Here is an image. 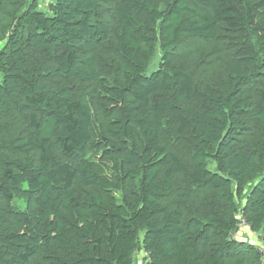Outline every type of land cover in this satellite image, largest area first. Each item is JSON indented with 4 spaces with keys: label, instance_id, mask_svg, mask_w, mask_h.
Segmentation results:
<instances>
[{
    "label": "trees",
    "instance_id": "1",
    "mask_svg": "<svg viewBox=\"0 0 264 264\" xmlns=\"http://www.w3.org/2000/svg\"><path fill=\"white\" fill-rule=\"evenodd\" d=\"M40 1L0 0V264H261L264 0Z\"/></svg>",
    "mask_w": 264,
    "mask_h": 264
},
{
    "label": "built area",
    "instance_id": "2",
    "mask_svg": "<svg viewBox=\"0 0 264 264\" xmlns=\"http://www.w3.org/2000/svg\"><path fill=\"white\" fill-rule=\"evenodd\" d=\"M239 230L235 233L232 234V238L233 239H236V240H241L242 238H248L247 237V234L249 231H251V224L248 223L244 217H241V220L239 222ZM260 239V238H258ZM261 240V239H260ZM257 248H258V251L260 252L261 256H262V262L261 264H264V245L261 243V241H257L255 242ZM147 257V260L143 263V264H149V260L148 258L150 257L149 256V253H146L145 255Z\"/></svg>",
    "mask_w": 264,
    "mask_h": 264
},
{
    "label": "crops",
    "instance_id": "3",
    "mask_svg": "<svg viewBox=\"0 0 264 264\" xmlns=\"http://www.w3.org/2000/svg\"><path fill=\"white\" fill-rule=\"evenodd\" d=\"M247 237L250 241L257 242V236L255 234L250 233V235H247ZM146 252L147 251H145V249H140V251L138 250V252L135 254L133 264H143L147 260V257L145 256Z\"/></svg>",
    "mask_w": 264,
    "mask_h": 264
},
{
    "label": "rangeland",
    "instance_id": "4",
    "mask_svg": "<svg viewBox=\"0 0 264 264\" xmlns=\"http://www.w3.org/2000/svg\"><path fill=\"white\" fill-rule=\"evenodd\" d=\"M50 0H41L40 3L42 5L43 8L46 7V4L49 3ZM158 57L154 60V62H152V64L150 65L149 69H148V73H151L153 70L157 69L159 64H158ZM214 167V166H213ZM258 241H261L260 239H258ZM146 253H149L148 251ZM150 254V253H149ZM146 255V254H145Z\"/></svg>",
    "mask_w": 264,
    "mask_h": 264
},
{
    "label": "bare ground",
    "instance_id": "5",
    "mask_svg": "<svg viewBox=\"0 0 264 264\" xmlns=\"http://www.w3.org/2000/svg\"><path fill=\"white\" fill-rule=\"evenodd\" d=\"M261 243L264 245V241L261 240Z\"/></svg>",
    "mask_w": 264,
    "mask_h": 264
},
{
    "label": "clouds",
    "instance_id": "6",
    "mask_svg": "<svg viewBox=\"0 0 264 264\" xmlns=\"http://www.w3.org/2000/svg\"><path fill=\"white\" fill-rule=\"evenodd\" d=\"M244 238H245V237H244ZM258 238H259V237H257V241H258ZM242 239H243V238H242ZM253 242L255 243V241H253Z\"/></svg>",
    "mask_w": 264,
    "mask_h": 264
}]
</instances>
